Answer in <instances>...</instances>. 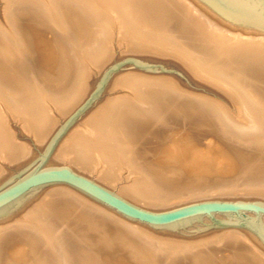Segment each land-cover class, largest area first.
Listing matches in <instances>:
<instances>
[{
  "label": "bare ground",
  "instance_id": "bare-ground-1",
  "mask_svg": "<svg viewBox=\"0 0 264 264\" xmlns=\"http://www.w3.org/2000/svg\"><path fill=\"white\" fill-rule=\"evenodd\" d=\"M3 2L9 26L0 36L4 47L0 48V184L33 156L32 146L16 138L10 120H17L21 133L41 148L57 124L55 111L64 117L86 96L91 68L105 66L117 32L129 52L175 58L225 94L241 119L220 101L177 99L176 86L166 78L124 74L115 80V86L124 88L125 95L99 101L62 139L48 164L65 163L150 211L207 199L264 202L263 30L245 28L199 0ZM42 23L56 44L43 33ZM25 42L35 49L27 51ZM184 110L200 114L227 136L231 149L220 155L224 163H245L250 170L252 160L248 159L255 158L253 173L236 182L192 185L206 180L208 164L200 162L197 150L181 138L171 140L163 150L162 158L169 167L151 163L147 140L155 139L168 125L198 127ZM124 166L132 179L118 184ZM63 204L87 208L90 218L75 227L71 223L64 226ZM95 219L119 223L146 240L145 250L133 242L129 245L137 258L146 260L149 255L151 264H264L263 246L248 231L225 230L214 242L180 247L166 240L171 239L169 231H153L60 184L40 190L0 215V264H111L108 259L92 257L93 240L103 242L107 236ZM159 238L166 239L158 242ZM22 239L36 242L41 258L33 256L31 247L16 245ZM155 244L162 246L155 248ZM224 248L228 249L226 255L221 252Z\"/></svg>",
  "mask_w": 264,
  "mask_h": 264
},
{
  "label": "rangeland",
  "instance_id": "rangeland-1",
  "mask_svg": "<svg viewBox=\"0 0 264 264\" xmlns=\"http://www.w3.org/2000/svg\"><path fill=\"white\" fill-rule=\"evenodd\" d=\"M4 2L3 0H0V36L4 33V29H8V24L6 23V20L4 19ZM28 23H32L31 21ZM25 24V23H24ZM41 29L43 33L50 38L53 43L56 42L55 37L51 33V31L48 29V27L45 25V23H42ZM3 32V33H2ZM6 32V31H5ZM8 33V32H7ZM5 34V33H4ZM3 34V35H4ZM10 34V33H9ZM117 32H115L113 39H112V45H111V56L109 60L105 63V66L100 68V70H97L96 67H92L91 75L90 78H88L89 82V90L92 88L96 80L103 74V72L111 65L120 61H124L127 59L154 65L156 67H159L161 69H164L169 72H152L149 70H146L144 68L134 66L130 67L124 70L117 71L113 74L112 78L108 82L107 86L105 87L104 91L100 95V97L96 100V102L87 110V112L82 116L84 117L92 108H94L99 101H101L103 98H112L119 96L122 97L125 95V89L122 87H116L115 86V80L124 75V74H129V73H140L144 74L145 76H150V77H162L166 78L167 80H170L177 89L178 92V97L177 99H188L194 101L200 100V99H207V100H213V101H220L223 102L225 105L228 106L230 113L236 117L238 120L241 118L239 117L236 107L230 104L228 97L223 94L221 91L215 89L212 87L210 84L207 82L200 80L198 77L194 76L185 66H183L179 61H177L173 57H167V56H162V55H157V54H137V53H132L129 52L126 48V44L124 41H120L117 38ZM12 37L15 38L14 33L12 32ZM10 35V36H11ZM20 35V34H19ZM20 37H22L20 35ZM1 39V38H0ZM22 39V38H21ZM26 43V50L29 51L35 49L34 45L31 43ZM56 44V43H55ZM0 48L1 50H4V47L2 45V42L0 40ZM38 48L40 49V44L38 45ZM58 49L60 51V47L58 46ZM61 53V51H60ZM44 55V54H43ZM42 55V56H43ZM62 60L64 63V69L68 67L66 64V61L63 59V54L61 53ZM34 61L38 65V62L36 60V54H33ZM44 60V58H43ZM48 61H46L44 64H47ZM40 67V66H39ZM43 71V70H42ZM39 70V75L40 77H44L45 73ZM87 92V94H88ZM86 94V96H87ZM85 96V97H86ZM85 97L75 105V107L64 117L58 115V113L55 111V114L58 116L57 117V124L55 128L53 129V132L49 135L48 139L51 137V135L54 133V131L57 129V127L77 108L81 105ZM179 104V103H178ZM180 106V104L178 105ZM186 115L189 117L193 118L195 122H197L198 127H194L190 124H180V125H168L162 129V131L157 135V137L153 140H147L149 141V152L148 156L151 158V163H158L164 166H170L171 164H167V159L162 158L163 156V150L166 148H169L170 142L173 139H178L181 138L183 139L184 142L189 141L190 144L193 146L192 148L194 150H197V153L200 155L198 157V160L200 162H204L205 164H208V169L206 175L207 178L203 182H197L193 181L192 185H199L198 183H204V184H214V183H219V182H236L242 179L245 175L249 173H253L254 167L256 164H251L252 162H256L255 158H251L248 160H252L250 165L252 168L249 170L248 164H242V163H236L234 165L226 164L222 161L221 154L225 152L226 149H231L230 146H228V142L226 140V135H224L223 132L218 131L214 129L211 125L207 124L200 114L196 113L195 111H188L184 110ZM82 117L79 119V121L73 126L75 127L78 124H81ZM10 125L12 130L14 131L16 138H18L20 141H25L28 144L32 146L33 149V156L30 158L32 159L44 146L41 148L36 147L35 144H33V141L30 136L21 133V128L20 124L17 120L11 119L10 120ZM72 127V128H73ZM71 128V129H72ZM70 129V130H71ZM68 134V133H67ZM66 134V135H67ZM65 135V136H66ZM64 136V137H65ZM64 137L62 139H64ZM61 139V141H62ZM146 141V139H144ZM142 140V141H144ZM60 141V142H61ZM144 141V142H145ZM59 142V143H60ZM59 145V144H58ZM57 145V146H58ZM56 146V148H57ZM56 148L54 149L53 152H55ZM233 149V148H232ZM52 152V154H53ZM51 154V156H52ZM206 155V156H205ZM50 156V157H51ZM29 159V161H30ZM247 159V158H246ZM28 163V162H27ZM26 163V164H27ZM25 164V165H26ZM24 165V166H25ZM55 166L58 165H66L65 163L62 164H53ZM24 166H22L19 169H15L11 172H9V177L10 178L12 175L17 173L19 170H21ZM121 180L117 182L118 184H125L129 183L130 180L132 179L131 175H128L127 168L124 166V168L121 170ZM194 176V175H193ZM7 178V179H8ZM91 180L94 181L93 178H90ZM191 183V182H190ZM43 197V196H42ZM41 197V198H42ZM40 198V200H41ZM252 200H257V199H252ZM63 206L65 210L64 214V219L61 220V222L67 226H70V223L74 226L77 225L80 221H86L85 219L90 218V215L85 212L88 209L85 207H81L79 205L75 206L72 208V206H67L66 204L61 205ZM72 208V209H71ZM22 216L19 215L18 219L21 218ZM96 223L99 224L100 227H102L106 233L107 236L104 237L105 240L103 242H98L93 240V244L91 246V253L93 254V259H97L96 256L102 257L105 259H108L111 264H151V257L147 255L146 253V260H141L140 258H137L133 252L132 249L129 245V242H133L135 245H137L141 250L144 249L145 245H148L146 240H144L142 237L139 235H135L132 231L120 226L119 223H115L112 221H103L102 219H95ZM94 220V221H95ZM75 227V226H74ZM151 230L154 231V229L150 228ZM77 230H79L77 228ZM225 230H241L245 231L249 234H252L253 236L256 237L252 232L247 230L241 225H238L237 223L233 224H228V225H222V226H217V227H211V228H205V229H200V230H189V231H178L174 232L171 230L169 231V235L171 239H166V238H159L156 239L159 241H162L164 239L166 240H172L170 243H173L177 246L180 245L187 247V248H193L196 245L199 244H204V243H209V242H214L215 236L219 235L221 232H224ZM155 231H163V230H155ZM81 237V236H80ZM256 239H258L256 237ZM259 241V239H258ZM19 243H16V245L20 244L21 246L25 247H31L34 250V257L35 258H41V249L38 247V244L36 242H33L31 240H18ZM261 246L263 244L259 241ZM179 244V245H178ZM132 246V245H131ZM162 246L161 244H155V248H160ZM173 246V247H177ZM133 247V246H132ZM217 247V246H216ZM134 248V247H133ZM177 248L173 249L172 252H175ZM264 249V246H263ZM145 250V249H144ZM222 254L226 255L228 252V249H223L221 251ZM224 252V253H223ZM58 255V254H57ZM57 255L55 259H57ZM151 258V259H150ZM59 259V258H58ZM153 260V259H152ZM218 260L224 261L222 258H219ZM56 261V260H55ZM98 261V260H95ZM57 262V261H56ZM99 264V261L96 263ZM100 264H102L100 262ZM154 264V263H153ZM254 264V263H252Z\"/></svg>",
  "mask_w": 264,
  "mask_h": 264
},
{
  "label": "water",
  "instance_id": "water-1",
  "mask_svg": "<svg viewBox=\"0 0 264 264\" xmlns=\"http://www.w3.org/2000/svg\"><path fill=\"white\" fill-rule=\"evenodd\" d=\"M199 1L245 28L264 31V0ZM134 66L152 72H169L130 59L111 64L96 80L81 105L57 127L41 150L21 170L0 184V215L17 208L40 190L60 184L71 187L128 220L152 229L178 232L237 223L256 235L264 246L263 201L207 199L163 211H150L74 172L66 165L48 164L61 139L96 102L113 74Z\"/></svg>",
  "mask_w": 264,
  "mask_h": 264
}]
</instances>
